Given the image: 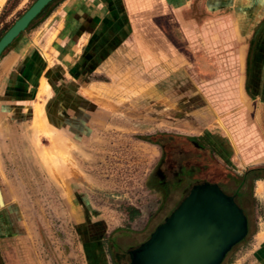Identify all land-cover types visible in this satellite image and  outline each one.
I'll return each instance as SVG.
<instances>
[{"label":"rangeland","instance_id":"rangeland-1","mask_svg":"<svg viewBox=\"0 0 264 264\" xmlns=\"http://www.w3.org/2000/svg\"><path fill=\"white\" fill-rule=\"evenodd\" d=\"M109 1L119 29L131 26L142 39L156 31L157 57L128 44L83 55L75 75L61 70L49 85L59 114L47 111L51 99L39 100L44 112L34 105L45 118L39 130L20 99L32 87L13 85L26 79L17 66L8 74L0 67V264H128L126 252L193 185L174 183L180 167L204 165L198 181L219 176L212 160L238 175L264 167V0H233L214 12L204 0ZM33 2L0 0V37ZM160 133L194 137L208 151L175 139L163 154L142 140ZM260 184L261 194L254 182L247 187L252 201H238L249 231L226 261L261 263Z\"/></svg>","mask_w":264,"mask_h":264},{"label":"crops","instance_id":"crops-1","mask_svg":"<svg viewBox=\"0 0 264 264\" xmlns=\"http://www.w3.org/2000/svg\"><path fill=\"white\" fill-rule=\"evenodd\" d=\"M122 1L126 5L137 4L136 0ZM160 2L167 5H183L188 3V0ZM230 2L233 0H204V4L212 6V12L220 11L221 6ZM110 4L109 0H56L52 10L35 29L29 32V36L21 37L14 47L6 54L4 52L0 67H3L8 74L13 67L17 66L26 78L23 82L20 78L13 79V85L28 84L29 88L32 87L30 91L28 89L29 92L25 96L20 98L23 101L29 100V104L32 105L31 112L35 104L40 106L41 112H44L42 105L38 103L39 100L51 99L50 101L53 102L48 104L47 111L53 116L56 113L59 114L57 102L60 97L57 95L52 98L49 85L58 84L56 77L60 76L61 70H70L75 75L83 55H86V58H92L94 53L116 52L119 46L128 44L133 49L143 47L150 59L157 57L158 34L156 31L148 30V34L144 36L146 39H142L140 32L131 29V26L127 31L119 29L118 24L115 23L119 21V17L110 13ZM127 19L130 21L129 17ZM109 22L112 28H109ZM76 78L78 77L74 76V83ZM41 85L44 86L42 92ZM90 99L95 100L92 96ZM23 101L17 103H24ZM261 182V180L254 181L259 194L262 193ZM242 259L232 258L225 264H241ZM256 259L261 261L260 264H264V253H259Z\"/></svg>","mask_w":264,"mask_h":264},{"label":"water","instance_id":"water-1","mask_svg":"<svg viewBox=\"0 0 264 264\" xmlns=\"http://www.w3.org/2000/svg\"><path fill=\"white\" fill-rule=\"evenodd\" d=\"M51 0L34 2L0 37V54ZM247 233L246 217L234 198L216 184L190 187L148 237L128 250V264H221Z\"/></svg>","mask_w":264,"mask_h":264},{"label":"trees","instance_id":"trees-1","mask_svg":"<svg viewBox=\"0 0 264 264\" xmlns=\"http://www.w3.org/2000/svg\"><path fill=\"white\" fill-rule=\"evenodd\" d=\"M56 0H51L49 3H47L41 11L27 24L25 29L18 34L16 38H14L9 45H7L3 51L1 52L0 56L12 45V43L23 33L25 32L29 27L33 25L36 21L39 19H43L53 8L54 3ZM182 140L184 142L191 143L195 148L199 150L208 151L207 148L202 145L200 142L197 141L196 138L190 137V136H182V135H173V134H154L151 136H146L142 138V140L154 144L159 147L161 153L164 154L165 144L172 142V140ZM164 141V143H163ZM210 155V154H209ZM214 163L215 168L219 172V176H217L213 180H209L208 178L203 179L202 181L197 180V174H200L203 172V169H206L204 165H190L186 169H183V167H180L178 169L177 175L179 179H175V184H180L181 182L185 181H193V185L200 183V182H208L212 184H216L220 189H222L225 193L224 187H228V185L233 186V191L229 193L234 198V201L236 204L242 209L245 217H246V224H247V233L249 231V224H250V217L248 213L245 211V209L242 207V205L239 204L238 201L241 202H248L249 200L252 201L253 198H251V194L248 193L247 187L253 183L256 180H262L264 181V167H250L241 174H236L228 169H226L224 166L219 164L216 160H212ZM192 186V185H191ZM244 239V238H243ZM241 240L239 243L243 242L244 240ZM238 243V245H239ZM236 246V245H235ZM233 246L229 252L235 247ZM228 252V253H229ZM225 255L223 261L221 264L227 263V255Z\"/></svg>","mask_w":264,"mask_h":264},{"label":"bare ground","instance_id":"bare-ground-1","mask_svg":"<svg viewBox=\"0 0 264 264\" xmlns=\"http://www.w3.org/2000/svg\"><path fill=\"white\" fill-rule=\"evenodd\" d=\"M39 110H40L39 109V106H37L36 109L33 112V115H34V126H35L34 129L36 131L39 130L45 124L44 119L42 118V115L40 114V111ZM54 143H56V142L53 141V144Z\"/></svg>","mask_w":264,"mask_h":264}]
</instances>
